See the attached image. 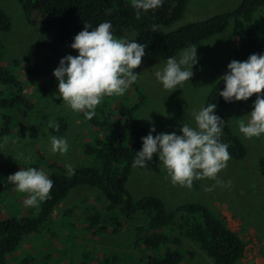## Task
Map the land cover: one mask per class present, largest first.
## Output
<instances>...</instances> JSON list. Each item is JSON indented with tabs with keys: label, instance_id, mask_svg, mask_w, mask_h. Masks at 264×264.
Wrapping results in <instances>:
<instances>
[{
	"label": "rangeland",
	"instance_id": "374dc122",
	"mask_svg": "<svg viewBox=\"0 0 264 264\" xmlns=\"http://www.w3.org/2000/svg\"><path fill=\"white\" fill-rule=\"evenodd\" d=\"M241 2L188 0L183 17L162 28L161 33L174 32L187 24L232 12ZM0 9L11 23L8 32L0 33L4 45L0 66L12 70L18 79L26 83L22 93L24 105L11 112L10 136L0 138V178L8 184L6 178L9 175L21 167L33 165L47 175L51 174L49 165L53 163L63 168L66 164H71L73 168L93 166L94 159L84 156L81 145L98 135L84 121L81 113L73 112L66 103H62L61 98L52 99L53 94L57 93V81L52 73L58 67L59 60L69 54L77 55L70 48L72 39L54 54L47 47L55 35L54 31L46 33L38 29L39 25L36 28L28 25L15 0H0ZM256 22L259 42L264 47V9L256 17ZM238 46L239 41L231 25L224 33L198 44V63L193 68L194 75L175 90H164L154 77L156 68L163 61L147 58L141 62L133 70L141 73L134 84L146 96V102L135 114L147 131L154 126L156 133L153 135L173 130L180 134V125L182 122L191 123L193 110L205 105L208 94L226 72L227 64L232 61V53ZM25 59L31 64L43 66L47 71L46 76L25 74ZM15 61L18 66L14 64ZM251 106L250 102L239 101L226 112V122L244 145L246 156L241 161L229 159L227 167L217 174L216 179L194 180L190 188L173 184L154 154L152 161L146 163V168L131 169L126 183L133 201L155 196L163 201L167 210L187 203H198L220 215L228 228L246 243L244 256L238 264H264V178L257 171V162L264 157V135L245 139L238 132V125L242 120H247ZM59 117L65 118L68 124L67 132L62 135L69 141V151L65 154L50 151L49 136L52 134L48 131V124ZM22 157H29L28 162ZM217 180L225 184L230 181L231 184L221 186ZM8 185L3 193L10 192L9 196L2 197L5 195L2 194L0 197V220L10 216L35 217L41 203L37 207L25 206L23 200L27 194L15 192L12 185ZM209 187L213 190L206 191ZM98 194L96 189L85 186L70 191L53 210L44 231L40 235L26 237L19 248L6 258L5 264H145L141 250L132 247L134 229L146 223L144 216L126 221L118 234L94 236L84 228V209L91 211V198ZM183 248L193 252L194 257L187 258L181 264H213L196 244L184 241Z\"/></svg>",
	"mask_w": 264,
	"mask_h": 264
},
{
	"label": "trees",
	"instance_id": "16d2710c",
	"mask_svg": "<svg viewBox=\"0 0 264 264\" xmlns=\"http://www.w3.org/2000/svg\"><path fill=\"white\" fill-rule=\"evenodd\" d=\"M25 22L40 31H54L48 50L57 53L83 30L84 24L93 27L104 21L112 25L116 38L136 40L146 47L143 62L147 58L165 61L189 45L224 33L231 25L239 41L232 53V60L244 61L251 54L264 52L259 42V26L256 17L264 9V0H242L232 12L215 15L207 20L187 24L174 32L162 34L161 29L179 21L185 12L188 0H163L160 7L141 12L130 0H15ZM158 25L153 31L152 25ZM11 29L8 16L0 9V33ZM130 37V39L128 38ZM4 45L0 40V56ZM23 70L30 76H46L40 65L25 59ZM47 62V61H46ZM18 66V62H14ZM225 74V73H224ZM46 86V85H45ZM51 86V81L48 83ZM0 138L10 136L11 112L23 106L26 83L18 79L12 70L0 66ZM223 90L218 81L208 94L207 103H216V115L225 123L222 142L229 145L230 159L241 161L246 149L226 122V112L235 104L225 103L218 92ZM264 94V92H262ZM255 94L245 102L253 104ZM146 96L133 84L123 95L105 96L96 109L92 120H85L98 135L94 140L81 145L84 156L93 158V166L74 167V174L66 168L50 164L53 187L47 199L41 202L35 217H6L0 220V264L14 253L26 237L40 235L51 220L53 210L67 197L70 191L85 186L94 188L98 195L91 198V211L85 210L84 228L92 235L118 234L126 221L145 217L146 223L134 229L132 247L141 250L145 264H181L194 253L183 248L184 241L196 244L213 264H238L245 253L246 243L236 232L230 230L220 215L198 203H187L167 210L161 199L147 196L133 201L126 189L136 151L141 148V138L148 134L146 127L136 117V110L144 105ZM58 130L49 128L50 134L62 136L68 130L65 118H57ZM39 168L35 165L30 166ZM257 171L264 178V157L257 162ZM8 184L0 178V197ZM7 194L4 196H9ZM1 197V198H2ZM99 205V207H97ZM108 262V261H106Z\"/></svg>",
	"mask_w": 264,
	"mask_h": 264
},
{
	"label": "clouds",
	"instance_id": "9594fccd",
	"mask_svg": "<svg viewBox=\"0 0 264 264\" xmlns=\"http://www.w3.org/2000/svg\"><path fill=\"white\" fill-rule=\"evenodd\" d=\"M162 3L163 0H132L138 17ZM152 30L157 31L158 25L153 24ZM70 48L77 55L69 54L59 60L52 73L57 81V93L52 99L61 98L62 103L73 112L82 113L88 121L96 116L97 106L105 96L123 95L138 81L141 73L133 70L141 65L146 51L143 43L116 38L109 21L95 27L85 23L83 30L72 38ZM197 63V47L189 45L157 67L154 77L164 90H175L190 81ZM218 81L223 85L218 96L225 103L247 101L255 94L252 111L246 121L239 123L238 132L245 139L264 135V52L251 54L244 61H230ZM216 108V103H207L193 110L192 122H182L180 134L173 130L153 135L156 129L150 127L148 134L141 138V148L134 152L132 167L146 168L155 154L173 184L190 188L194 180L216 179L230 159L229 145L221 140L225 122L216 115ZM48 127L58 130L59 126L50 120ZM49 144L52 153L69 151V141L64 136L50 135ZM22 158L28 162L29 157ZM65 168L67 174H74L71 164ZM6 180L13 191L27 194L23 203L28 207H37L48 198L53 187V180L42 169L34 167H21ZM217 184L230 186L231 182L217 180Z\"/></svg>",
	"mask_w": 264,
	"mask_h": 264
}]
</instances>
